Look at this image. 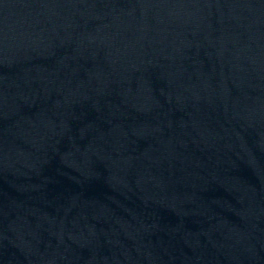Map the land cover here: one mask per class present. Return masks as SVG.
I'll use <instances>...</instances> for the list:
<instances>
[{
    "label": "water",
    "instance_id": "water-1",
    "mask_svg": "<svg viewBox=\"0 0 264 264\" xmlns=\"http://www.w3.org/2000/svg\"><path fill=\"white\" fill-rule=\"evenodd\" d=\"M0 264H264V0H0Z\"/></svg>",
    "mask_w": 264,
    "mask_h": 264
}]
</instances>
